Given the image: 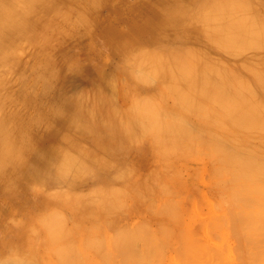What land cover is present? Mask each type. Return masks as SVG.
Here are the masks:
<instances>
[{
  "label": "rangeland",
  "instance_id": "1",
  "mask_svg": "<svg viewBox=\"0 0 264 264\" xmlns=\"http://www.w3.org/2000/svg\"><path fill=\"white\" fill-rule=\"evenodd\" d=\"M159 1L169 7L168 15L177 19L172 32L170 30V34L174 31V36L163 39L156 37L161 32V28H153L151 19L147 18L150 17L147 13L148 9ZM182 1L184 2L178 4L175 0H0V160L5 159L4 163L0 161V264L7 263L9 260L8 263H11L17 259L22 260V264H264L263 186L260 185L257 177L254 179L252 177V180L251 177L247 178V180L250 179L251 185H257V189L249 185L250 183L246 184L243 181L244 176L238 177V179H242L241 181L237 179L240 185L230 177V174L232 175L231 164L235 160L231 153L234 147L232 145L235 143L230 144L229 139L230 121L228 122V119L232 109L229 100L226 97L219 100V96L213 92H207L205 89L188 87V84L185 86L188 81L180 79L177 75L178 71L197 73L208 70L207 74L211 73L213 77L215 72H219L221 75L219 79L224 80L225 78L229 87L232 86L230 89L234 93H240L242 96L240 101L243 105L246 104L249 111L257 112L258 116L264 117V96L255 83V78L259 74L264 76V39L263 44L260 42L262 40L258 41L261 44L257 42L261 36L260 30L264 27V0H246L249 2V7L246 9L241 7L235 9V7L226 4L227 9H224L222 5L215 8L211 1L206 2V0ZM184 3L185 5H182ZM234 14L245 15V18H240L242 21L237 25L239 29L235 28L229 20L231 15L235 16ZM247 14L254 15L255 19L254 17L248 18ZM193 21L198 24V28L196 24L194 25L197 29H202V33L201 31L200 33H204L205 36L204 34L203 36L194 34L199 30L197 32L195 26H193V31L190 29L189 26H192ZM133 25H139L144 31L136 30ZM187 29L192 31L193 37H197L194 38L195 40ZM218 31H222L219 36ZM181 35L182 38H180ZM183 35H187V37ZM226 35L230 37H226ZM201 36H207V40L206 38L202 39ZM184 38H187L186 40L190 38L189 42L194 40V43L186 44ZM211 38H213L212 41ZM223 38L226 40L224 41ZM230 38L235 39L236 44ZM176 39L180 41H175ZM200 39L201 41L198 43ZM208 40L211 42L217 40V42L214 41L215 44H220L222 41V45L211 44ZM112 41H115L117 45L113 53L108 48V44ZM227 41L233 43L232 46L228 45ZM125 42L126 51H122V45ZM255 44L259 45L256 47ZM166 45L168 50L165 48ZM239 45L245 48L244 51L247 48L250 49L246 53L255 51L257 56L252 53L253 56L255 55L252 56L254 60H247L249 57V59L252 58L251 54H247L248 56L245 55V52L243 54ZM233 46L236 48L235 51L232 49ZM226 47L228 49H224L225 53L228 52L226 50L230 51L231 49L232 53L233 51L239 53L240 56L233 53L239 58L234 59L231 52V55L225 54L222 49ZM238 47L241 51L237 50ZM252 48H254L253 51H251ZM128 50L130 51L127 52ZM166 51H169V55L165 53ZM178 53L179 55H177ZM146 54L149 55V58ZM191 58H194V61ZM209 58L214 61L212 62ZM148 65L153 70L146 72L149 70ZM128 66L130 67L126 68ZM142 66L147 68L144 69ZM226 66L230 67L227 71ZM165 68L177 77L173 79L169 74L171 81L167 77L168 74L164 77ZM139 70H142L140 74ZM257 72L258 75H255ZM136 73L139 76H136ZM149 73L158 78L156 83L154 80L157 78L153 76L155 79L152 78V80ZM251 74L255 78H252ZM227 75L233 78H228ZM133 76H136L137 79ZM161 80L167 82L162 83ZM179 80L186 82L185 85ZM159 82L164 85L161 86ZM139 87L140 90H137ZM187 87L194 92L189 89L187 92ZM154 91H157L158 94L159 91L160 94L164 93L161 97L157 96L158 94H155ZM198 93L204 97L201 98L200 94L198 97ZM90 94L93 95L90 98L93 99L90 101L91 105L97 106L95 108L97 112H94L97 115L105 114L104 116H106V119L104 116H102L104 119L98 116L95 120L100 119L101 124L104 120H106L105 124H114L115 126H110H112L111 129L115 128L114 130L119 132L116 138L107 139L103 143L97 141L95 133L99 129L106 130L110 127L109 124L102 127L93 126V130L85 128V134L76 130L75 123L82 118L81 115L84 112L83 103L86 110L92 108L90 102L88 103ZM84 95L87 98L82 97ZM143 96L145 99H142ZM176 96H182L180 103L174 99ZM97 97L103 99V103L98 101L102 104H96ZM251 97L252 99H250ZM140 98L142 102H139ZM136 106L141 108L139 110L143 109L142 113L145 115L142 114L141 117L142 119L146 117V121L144 119L143 122L140 119L138 108L136 110L139 116H134L135 110L133 113H131L132 109L128 110L130 107L135 109ZM108 108L112 112L111 110L107 111ZM144 108H154L153 113L155 112L156 116L151 112L149 114L147 110L144 112ZM183 108L185 111L182 110ZM114 111L116 113L123 112V116L117 114L119 117L116 119ZM127 114L130 115L127 116ZM157 114H160V117L165 114L167 117H161L156 121L159 117ZM209 115L214 116L209 117ZM129 117H133V123ZM126 118L129 122L125 121ZM165 118L167 119L165 120ZM216 119L219 120L220 125L216 124ZM147 121L149 122L147 123ZM119 124L126 132L130 127V133L124 136L128 143H126L127 140L122 139L123 133L120 131L123 129L118 126ZM223 126H227L228 130ZM116 127H119L120 130ZM152 128L157 132L156 130L151 131ZM172 128L175 132L172 131ZM88 130L92 133L91 136ZM163 130L165 131L163 132ZM262 130H253L256 135L255 137L253 134L252 139L256 138L253 141L248 136L244 137L245 134L240 136L236 143L237 146L242 147L239 149L264 155V132H261ZM87 132L89 137L86 136ZM211 132L213 134L216 132L214 135L220 137L215 136V138ZM256 132L258 133L256 134ZM210 136L212 140H210ZM243 137L244 139H242ZM219 138H222V141ZM118 140L123 142L122 145ZM88 141L90 148L86 144ZM90 141L91 144L98 142L99 145L93 146ZM129 143L130 146L127 145ZM216 143L222 144L218 147ZM55 144L70 154L75 156L79 154L77 155L80 157L79 160H85V165L88 164L85 166L86 169L93 170L89 173L92 175H85L84 181L73 186L70 184L71 180L79 178H74L71 171L61 174L60 178H64H58L60 181L57 180L61 184L58 182L57 185L49 182L40 183L37 181L40 173L38 165L30 163L29 166H23L22 163H19L20 158H25L24 161H26L28 157L34 156L38 157L39 165L43 164V154ZM117 145L120 146V149L117 148ZM213 146L218 147L217 150L220 149L217 153L221 150L225 151V156L223 152V155H220L221 153L217 155L214 150L216 147L213 148ZM98 147L108 149L102 153L108 154L112 158V162L116 161V165L119 167L115 165L114 167H118L115 171L114 168L109 170L112 168V164H110V168L107 167L111 158L108 159L106 155L101 156L102 149L98 150ZM257 147L263 149H257ZM84 148L89 152L93 150L91 155ZM118 149L119 151L116 152ZM82 150L91 159L87 158V155L85 157ZM97 150L101 157L104 156L103 158H99ZM226 152H228V156ZM87 159L91 160L93 164H90V161L88 163ZM98 159L100 160L98 161ZM7 162L14 166L7 165ZM56 163L57 160L51 165L52 169ZM101 165L103 168H108L107 170L113 176L114 173L119 172L121 177L113 179L109 182L110 184L105 183L99 186L97 184L99 179L95 176V171L101 170L99 168ZM66 173L69 174V177ZM17 174L24 176L22 185L20 178L19 181L16 179ZM15 175L16 177H14ZM66 177L68 178L65 179ZM63 179L66 181L63 182ZM62 182L63 184L67 183L66 187L61 186ZM108 184L109 186H106ZM69 188H73L74 192ZM105 189L107 190L104 192ZM108 189L117 190L119 193L117 195L116 191L111 190L115 195L111 196V193L109 196L106 193ZM75 191L77 196L79 194L84 196H78L79 201L81 200L78 202L80 206H77V199L72 198L75 197ZM251 191H256V193ZM243 194L245 195L243 196ZM253 195L258 199L252 197ZM113 198L116 202L118 200L117 203L115 202L118 205H113L115 209L111 207L114 202ZM109 201H112L111 205H109ZM81 206L86 209L81 211ZM108 206L111 208L108 209ZM105 207L108 209H105L106 213L104 212ZM100 210L102 213H99ZM78 211H81V214ZM52 219H58V222L61 220L59 222L61 226L56 225L57 221L53 223ZM79 224L83 230L79 228ZM77 226L79 230L81 229V233L78 232ZM67 231L72 235H67ZM58 232L59 238L55 241ZM75 232L78 235L81 234L75 235L77 237L75 239L78 242L79 239L85 240V244L80 241L79 245L75 239H72ZM62 236L66 238L64 239ZM68 237L70 240L72 239L69 240L70 243L75 240L74 242L78 244H76L78 250L75 247L74 249L77 251L73 249L74 254L79 255L77 260L73 252L71 255L68 254L70 253L68 247L75 245L69 244ZM61 239H63L62 242ZM52 241L57 245H62L63 250L68 251L64 253L70 256V258L68 257L69 261L67 257L66 261L61 257L59 258L61 261L57 259V256L55 257L60 251L56 250L58 253L55 251L58 247L54 248ZM63 244H66L65 249ZM53 248L56 254L52 252ZM60 254L62 255V253ZM39 256L41 259L38 258ZM19 260L17 263H21Z\"/></svg>",
  "mask_w": 264,
  "mask_h": 264
},
{
  "label": "bare ground",
  "instance_id": "2",
  "mask_svg": "<svg viewBox=\"0 0 264 264\" xmlns=\"http://www.w3.org/2000/svg\"><path fill=\"white\" fill-rule=\"evenodd\" d=\"M155 1H157V0H155ZM163 1H165V0H163ZM167 1V0H166ZM176 2H178V4H180V3H182V2H184V1H182V0H175ZM207 1H211L212 3H213V6L215 7V8H218L217 6H219V5H222V6H224L223 8L225 9H227L228 7H226V5L227 6H230V7H235V9L237 8H242V9H246V8H248L249 7V2H246V0H206V2ZM252 1V0H251ZM256 1V0H255ZM205 2V3H206ZM167 3V2H166ZM254 3V2H253ZM258 3V2H257ZM264 3V2H263ZM203 4V3H202ZM202 4H199V5H202ZM211 4V3H210ZM226 4V5H225ZM260 4V3H259ZM182 5H185V3L184 4H182ZM250 5H252L251 3H250ZM155 6V8H153ZM179 6H181V5H179ZM253 6V5H252ZM182 7V6H181ZM256 7V6H255ZM259 7H260V5H259ZM262 7V6H261ZM153 8V9H152ZM169 9V7L166 5V4H164V3H162V2H158L157 4H155V5H153L151 8H149L148 9V15H150V17L148 16L147 18L148 19H151V21H152V27L153 28H155V29H157L158 27H160L161 28V32L158 34V36H156L157 38H161V39H163V38H168V37H170V36H174V31H173V33L172 34H170V30H171V32H172V28L174 27V25H176L175 24V22L177 21V19H175V18H173L172 16L170 17L168 14L169 13H167V10ZM214 9V8H213ZM257 9V8H256ZM262 10H263V8H261ZM261 10V11H262ZM250 12V11H249ZM264 12V11H263ZM182 14H183V12H182ZM255 14V13H254ZM147 15V14H146ZM227 15V14H226ZM235 15V14H234ZM215 17V16H214ZM247 17L248 18H252V17H254V19H255V16L253 15H250V14H247ZM240 18H245V15L243 14V15H239V14H237V15H235V16H232L231 15V17L229 18V20L231 21V23L233 24V26H235V28L237 27L238 28V24H240V22L242 21ZM182 19V18H181ZM203 19V18H202ZM212 20V19H211ZM215 21V20H214ZM194 24H196V23H194V21H193V23H192V26H189V27H191L190 29L192 30V29H194V27L193 26H195ZM206 24V23H205ZM179 25V24H178ZM181 25V24H180ZM197 25V28H198V24H196ZM245 25V24H244ZM256 25V24H255ZM258 25V24H257ZM134 26V25H133ZM186 26V25H185ZM184 26V27H185ZM187 26V27H188ZM208 26H209V24H208ZM135 27V29L136 30H140V31H144L143 29H142V27H140L139 25H137V26H134ZM188 27V28H189ZM200 27V26H199ZM223 27V26H222ZM253 27V26H252ZM196 28V26H195V30L198 32V30L199 29H197ZM211 28V27H210ZM257 28V27H256ZM186 29V28H185ZM205 29H207V28H205ZM222 29V28H221ZM239 29V28H238ZM260 29V28H259ZM184 30V29H183ZM189 32H190V30L189 29H187ZM202 29H200L199 30V32L198 33H195L194 32V34H197V36L199 35V34H201L202 33V31H201ZM207 30H209L210 32H214V31H211L210 29H207ZM213 30V29H212ZM254 30V29H253ZM110 31V30H109ZM193 31V30H192ZM192 31L190 32V36H194L193 35V33H192ZM200 31H201V33H200ZM216 31V30H215ZM257 31H259L258 29H257ZM219 33H217L218 34V36L219 35H221L222 33V31L220 32V31H218ZM183 33V32H182ZM221 33V34H220ZM225 33V32H224ZM116 34V33H115ZM186 34V33H185ZM192 34V35H191ZM204 34V33H203ZM203 34H201L202 36H203ZM216 34V35H217ZM240 34V33H239ZM119 35L121 36V34L119 33ZM188 35V34H187ZM187 35L185 36V35H183V36H185V37H187ZM206 35H208V33H206ZM246 35V34H245ZM260 38H258V40H257V42L258 41H260V40H262V41H260L261 43L263 42V39H264V27H263V29H261L260 30ZM115 36V35H114ZM127 36V35H126ZM189 36V35H188ZM201 36V37H202ZM204 36H205V34H204ZM209 36V35H208ZM243 36V35H242ZM210 37V36H209ZM226 37H230V36H227L226 35ZM235 37V36H234ZM244 37V36H243ZM180 38H182V35H181V37ZM179 38V39H180ZM194 38H197V37H193V39ZM204 38H206V40H207V36L206 37H202V39H204ZM218 38V37H217ZM256 38V37H255ZM110 39V38H109ZM171 39V38H170ZM169 39V40H170ZM173 39V38H172ZM179 39H176L175 41H180ZM185 39V41H186V44L191 40L190 38H188V40H186L187 38H184ZM184 39H182V41L184 42ZM212 39L213 38H211V41H212ZM224 39V41L226 40L225 38H223ZM230 39H233V38H230ZM244 39V38H243ZM257 39V38H256ZM195 40V39H194ZM193 40V41H194ZM221 40V39H220ZM235 42V44H236V40L235 39H233ZM232 40V41H233ZM254 40V39H253ZM181 41V42H182ZM192 41V42H193ZM200 41H201V39L198 41V43H200ZM209 42H211L210 40H208ZM214 41L215 40H213V42H211V44H214V45H220L221 43H222V41H221V43L219 44H215L214 43ZM223 41V42H224ZM243 41V40H242ZM192 42H189V43H192ZM215 42H217V40L215 41ZM228 43H229V41H227ZM260 42H258L259 44H261ZM188 43V44H189ZM194 43V42H193ZM197 43V42H196ZM225 43V42H224ZM245 43V42H244ZM253 43V42H252ZM251 43V45L252 46H254L253 44ZM176 44V43H175ZM185 44V45H186ZM226 44V43H225ZM231 44H233V43H229L228 45H231ZM246 44V43H245ZM259 44H257V46L259 45ZM263 44V43H262ZM123 45H125V46H123ZM122 45V51H126V42L124 43ZM195 45V44H194ZM222 45V44H221ZM244 45V44H243ZM251 45H248V47H251ZM172 46V45H171ZM174 46V45H173ZM172 46V47H173ZM177 46H179V45H177ZM187 46V45H186ZM225 45L223 44V47H224ZM232 46V45H231ZM255 46H256V44H255ZM256 46V47H257ZM261 46V45H260ZM259 46V47H260ZM116 47H117V45H116V42L114 41H112L110 44H108V48L111 50V53H113V52H115V50L114 49H116ZM167 47V45L165 46V48ZM182 48H183V46H181ZM204 47V46H203ZM222 47V46H221ZM229 47V46H228ZM239 47H241L242 49L241 50H243V49H245V48H243L242 47V45H239ZM239 47L237 48V50L238 51H241L240 49H239ZM264 47V46H263ZM164 48V49H165ZM128 49V48H127ZM131 49V48H130ZM167 50H168V48H166ZM195 49V48H194ZM224 49H228L227 47L226 48H223L222 50L224 51V53H225V50ZM230 49V48H229ZM234 51L236 50V48H234V46H233V48H232ZM249 48H247V50H243V51H241L242 53L243 52H247V51H249L248 50ZM256 49H258V48H256ZM133 50V49H132ZM131 50V51H132ZM163 50V49H162ZM170 50V49H169ZM175 50V49H174ZM176 50H178V49H176ZM186 50V49H185ZM221 50V49H220ZM254 50V48H252V50L251 51H253ZM130 50H128L127 52H129ZM181 51V50H180ZM226 51H228V52H226L225 54H227V55H231V49H230V51L229 50H226ZM233 51V53L234 54H238L239 55V53L238 52H234ZM127 52H125V53H127ZM182 52H185V51H182ZM208 52H209V50H208ZM231 52V53H230ZM165 53H169V51H166ZM200 53V52H199ZM209 53H211V52H209ZM232 53V54H233ZM250 53V52H249ZM249 53H246L245 55H247V54H249ZM253 54H256L255 53V51L254 52H252ZM252 53H250L251 54V57L253 56L252 55ZM173 54V53H172ZM184 54H187V53H184ZM183 54V55H184ZM206 54V53H205ZM233 54V56H234V59L235 58H239V56H235ZM244 54V53H243ZM147 56H148V58H149V55L148 54H146ZM169 55V54H168ZM177 55H179V53L177 54ZM146 56V57H147ZM182 56V55H181ZM205 56V55H204ZM210 56V55H209ZM248 56V55H247ZM255 56V55H254ZM253 56V57H254ZM256 56H257V54H256ZM152 57L154 58V56L152 55ZM253 57L251 58V59H247V60H254L253 59ZM263 57V56H262ZM170 58V57H169ZM184 58V57H183ZM212 58H213V53H212ZM217 58L219 59V57L217 56ZM178 59V58H177ZM192 59V58H191ZM194 59V58H193ZM192 59V60H193ZM137 60V59H136ZM151 60V59H150ZM153 60V59H152ZM155 60H156V58H155ZM168 60V59H167ZM169 60H171V59H169ZM208 60V59H207ZM209 60H211L210 58H209ZM220 60V59H219ZM247 60H245V61H247ZM160 61V60H159ZM194 61V60H193ZM196 61V60H195ZM212 61V60H211ZM214 61V60H213ZM212 61V62H213ZM248 61V62H249ZM153 62H155L156 64L158 63V62H156V61H153ZM172 62V61H171ZM183 62V61H182ZM247 62V63H248ZM166 64H167V62H165ZM210 63V62H209ZM223 63V62H222ZM173 64V63H172ZM208 64V63H207ZM221 64V63H220ZM239 64V63H238ZM161 65V64H160ZM165 65V64H164ZM205 65V64H204ZM204 65H202V66H204ZM225 65V64H224ZM162 66V65H161ZM165 66H167V65H165ZM164 66V67H165ZM173 66V65H172ZM201 66V67H202ZM247 66V65H246ZM249 66H250V64H249ZM130 66H128V67H126V68H129ZM142 67H144V66H142ZM156 67V66H155ZM237 67V66H236ZM264 67V66H263ZM145 68H147V67H144V69ZM222 68V67H221ZM226 71L228 70V68H230V67H227L226 66ZM131 69H134V68H131ZM143 69V70H144ZM148 69L149 70H146V72L147 71H150L152 68H150L149 67V65H148ZM166 69V68H165ZM174 70H175V68H173ZM127 70V69H126ZM153 70V69H152ZM156 70V69H155ZM160 70V69H159ZM163 70V69H162ZM263 70V69H262ZM158 71V70H157ZM169 71L170 70H167L166 69V73H164V77H165V75L166 74H168L167 75V77H169V74H170V77H172L173 79L175 78V77H177L174 73L173 74H171V73H169ZM223 71H225V69H223ZM231 71V70H230ZM129 72V71H128ZM142 72V70L140 71L139 70V74ZM145 72V71H144ZM145 72V73H146ZM177 72V71H176ZM229 72V71H228ZM261 72V71H260ZM154 74H157V75H159L158 73H155V72H153ZM177 73H179V74H177L178 75V77L180 78V79H182V80H185V81H188V83H186V85H185V83L184 82H182L181 80H179V81H181L185 86H188V87H195V88H197V89H200V90H202V89H205V91L207 90V92H213L215 95H217V96H219L218 97V99L219 100H223V99H225V97L229 100V103H230V106H231V111L229 112V114H230V117H229V119H228V122L230 121V123H229V134H230V138L229 137H227V138H229L230 139V144H232V143H235V145H232V146H234L233 148H232V150H233V152H231L232 154H233V156L235 157L234 159V162H233V164H231V168H230V170H232V175L230 174V177H231V179L233 180H236V184L238 183V185H240L239 184V182H237L238 180L239 181H241L242 179H238V177L241 175V176H244V178H243V181H245V183L247 184V183H250L249 185H251L252 183L250 182V179H248L247 180V178L248 177H251V180H252V177H253V179L254 178H258V182L259 183H261L260 185H262L263 187H262V189H263V191H264V155H260V154H258V153H256V152H254V151H247V150H245V151H242V150H240L239 148H242L241 146L239 147V146H237V141H238V139H239V137L240 136H242V135H244V137L245 136H248V137H250V139H252L253 138V134L255 135V133H253V130H256V131H259L260 129H263L261 132H264V117H262V115H260V116H258L257 115V112L255 113V112H251V111H249L248 110V108H246V104L245 105H243V103L240 101V100H242V96L240 95V93H234V91H232L231 89H230V87H232V86H230L229 87V83L225 80V78H224V80H220L219 78L221 77V75H220V73L219 72H215V74H213V77L211 76V73L210 74H207V73H209L208 72V70H207V72L206 71H200V72H197V73H194V72H190V71H182V72H177ZM213 73V72H212ZM223 73V72H222ZM129 74H130V72H129ZM139 74H135L136 76H139ZM147 74V73H146ZM150 75H151V73H149ZM154 74H153V76H154ZM131 76H132V74H130ZM134 75V74H133ZM149 75V77H151V79L152 78H154L152 75L150 76ZM162 75V74H161ZM228 75L230 76V74L228 73ZM227 75V76H228ZM252 75V74H251ZM255 75H258V72H257V74H255ZM136 76H133V78H135V79H137V77ZM141 76V75H140ZM228 76V78H231V77H229ZM103 77V76H102ZM166 77V78H167ZM170 77L168 78L169 80H170ZM104 78V77H103ZM145 78V77H144ZM148 78V77H147ZM155 78H157V77H155ZM154 78V79H155ZM163 78V77H162ZM233 78V77H232ZM252 78H255L254 77V75H252ZM102 79V78H101ZM138 79H141L140 77H138ZM149 79V81H151V79L150 78H148ZM172 79V80H173ZM250 79V78H249ZM153 80V79H152ZM163 80V79H162ZM161 80V82L162 83H164V82H167L166 80L165 81H162ZM178 80V79H177ZM176 80V81H177ZM231 80V79H230ZM251 80H253L254 81V79H251ZM255 83H257V86H258V88H259V90H261L260 92H261V94L264 96V76H263V74H259L256 78H255ZM155 81V83H156V81H158V78L156 79V80H154ZM171 81V80H170ZM175 81V80H174ZM175 81V82H176ZM233 81V80H232ZM153 82V81H152ZM161 82H159V84L162 86V85H164V84H162ZM145 83V82H144ZM244 83V82H243ZM254 82H253V84H255ZM149 84V83H148ZM151 84V83H150ZM149 84V85H150ZM158 84V85H159ZM188 84V85H187ZM235 84V83H234ZM252 84V83H251ZM138 85V84H137ZM154 85V84H153ZM157 85V86H158ZM174 86V85H173ZM238 86V85H237ZM245 86V85H244ZM254 86V85H253ZM256 86V87H257ZM155 87H156V85H155ZM160 87V86H159ZM187 87V90L189 89H191V88H188ZM239 87V86H238ZM246 87V86H245ZM138 88V87H137ZM164 88H166L165 86H164ZM164 88H163V90H164ZM184 88V87H183ZM247 88V87H246ZM160 89V88H159ZM158 89V90H159ZM167 89V88H166ZM165 89V90H166ZM171 89V88H170ZM131 90V89H130ZM137 90H140V87H139V89H137ZM151 90V89H150ZM161 90V89H160ZM172 90V89H171ZM189 90L187 91V92H189ZM251 90H254L253 88H251ZM258 90V89H257ZM256 90V91H257ZM132 91V90H131ZM166 91H169V90H166ZM173 92H174V90H172ZM191 91V90H190ZM244 91V90H243ZM91 92H92V90H91ZM94 92H96V91H94ZM146 92V91H145ZM153 92V91H152ZM155 92V91H154ZM169 92H171V91H169ZM191 92H194V91H191ZM191 92H190V94H191ZM198 92V91H197ZM89 93V92H88ZM93 93V92H92ZM164 93V92H163ZM162 93V94H163ZM99 94V93H98ZM155 94H158V92L156 91L155 92ZM162 94H160V91H159V94L157 95V96H161L162 97ZM166 94V93H165ZM164 94V95H165ZM168 94V93H167ZM199 94L200 93H198V97H199ZM246 94H248V92H246ZM257 94V93H256ZM169 95V94H168ZM175 95H177V93H175ZM175 95H173V96H175ZM248 95H250V94H248ZM93 96V95H92ZM91 94H90V96H89V99H88V103L91 101V100H93V99H90L91 97ZM97 95L95 94V97H96ZM98 96H101V95H98ZM106 96H108V95H106ZM120 96H122L121 94H120ZM125 96V95H124ZM142 96V95H141ZM200 96H201V98H203L204 96L203 95H201L200 94ZM203 96V97H202ZM244 96V95H243ZM82 97H86V95H84V96H82ZM95 97H94V99H95ZM146 97V96H145ZM164 97V96H163ZM168 97V96H167ZM176 97H178V96H176ZM176 97H174V99L176 100V101H178L179 103H180V98L182 97H178V99H176ZM194 97V96H193ZM216 97V96H215ZM245 97V96H244ZM81 98V97H80ZM87 98V97H86ZM101 97H97V103L96 104H102L103 102H102V98L100 99ZM105 98V97H104ZM144 98V96L142 97V99ZM148 98V97H147ZM151 98V97H150ZM166 98V97H165ZM263 98V97H262ZM100 99V100H99ZM145 99V98H144ZM167 99V98H166ZM170 99V98H169ZM205 99H207V98H205ZM250 99H252V97L250 98ZM86 99H84V101H85ZM105 100H107V99H105ZM113 100H114V98H113ZM139 100V99H138ZM181 100H183V99H181ZM80 101H82L81 99H80ZM87 101V100H86ZM98 101L100 102H102V103H98ZM126 101V100H125ZM141 101V98H140V100H139V102ZM203 101V100H202ZM252 101V100H251ZM255 101V100H254ZM94 102V101H93ZM105 102V101H104ZM142 102V101H141ZM144 102V101H143ZM156 102V101H155ZM182 102V101H181ZM193 102V101H192ZM211 102V101H210ZM213 102V101H212ZM211 102V103H212ZM257 102V101H256ZM83 103V102H82ZM95 103V102H94ZM111 103H113V102H111ZM175 103H177V102H175ZM95 104V105H96ZM106 105H107V102L105 103ZM104 104V105H105ZM136 104V103H135ZM139 104V103H138ZM184 104V103H183ZM83 105H84V103H83ZM82 105V107H83V115H81L82 116V118L80 119V120H78V121H76V123H75V128H76V130H79V131H82V133L83 134H85L86 132V129H91V130H93L92 129V127L93 126H95V127H102L103 125H107V124H109V123H106L105 124V122H106V120H104V122H103V124H101V122H99L100 121V119H98V120H95L96 119V117H98V116H100V114L99 115H97V113H95L94 111H96V107H93L92 105H91V102H90V105H91V107L92 108H90V107H88V108H90V109H88V110H86V107H84ZM112 105V104H111ZM110 105V106H111ZM125 105V104H124ZM86 106V105H85ZM99 106V105H98ZM101 106V105H100ZM150 106H151V104H150ZM179 106V105H178ZM188 106V105H187ZM187 106H185V107H187ZM217 106H218V104H217ZM259 106V105H258ZM262 106V105H261ZM113 107V106H112ZM114 107H115V105H114ZM147 107V106H146ZM156 107V109H157V106H155ZM100 108V107H99ZM135 109H133V107L131 108H129L128 110H130L131 111V109H132V111H131V113H133L134 111L133 110H135L136 111V114L134 115V116H139L140 117V119L143 121L144 119V121H146L147 119H146V117H144V119H142V117H141V115L143 114L142 112V110H139V109H141L140 107L138 108L137 106L136 107H134ZM138 108V113H139V111H140V113H139V115H138V113H137V109ZM220 108V107H219ZM98 109V108H97ZM116 110L118 109V108H115ZM145 109V108H144ZM153 109L154 108H152V109H145L144 110V112L147 110V112L149 111V114H150V112L151 113H153ZM156 109H155V111H156ZM187 109H188V107H187ZM186 109V110H187ZM222 111H223V109L222 108H220ZM230 109V108H229ZM86 110V111H85ZM100 110V109H99ZM104 110H107V109H104ZM111 110V109H110ZM109 110V108H108V110L107 111H110ZM124 110H126V109H124ZM123 110V111H124ZM163 110V109H162ZM182 110H184L185 111V109L183 108ZM262 110V109H261ZM1 112V111H0ZM97 112V111H96ZM101 112H102V110H101ZM111 112H112V110H111ZM115 112V115H114V113H113V115L116 117V119L121 115V116H123V112L122 113H120V112H117L116 113V111H114ZM126 113H129V112H127V111H125ZM158 112V111H157ZM167 112V111H166ZM211 112V111H210ZM213 113H214V110L212 111ZM211 112V113H212ZM225 112V111H224ZM98 113H100V112H98ZM104 113V112H103ZM109 113V112H108ZM162 113H165V112H163L162 111ZM171 113V112H170ZM215 113H217V112H215ZM226 113V112H225ZM119 116H118V115ZM147 114V113H146ZM155 116H156V114H155V112L153 113ZM152 114V115H153ZM192 114V113H191ZM105 114H101V116L100 117H102V116H104ZM128 115H130V114H127V116ZM143 115H145V113L143 114ZM159 117H158V119L156 120V121H158L159 120V118H161V117H167V116H165V114L162 116L161 115V117H160V114H157ZM109 117L110 116H112V115H108ZM132 116V115H131ZM130 116V117H131ZM170 116V115H169ZM211 116H214V115H211ZM210 115H209V117H211ZM105 117V119H106V116H104ZM108 117V118H109ZM129 117V118H130ZM149 117V116H148ZM152 117V116H151ZM215 117H216V115H215ZM224 117H225V115H224ZM103 118V117H102ZM101 118V119H102ZM125 118V117H124ZM128 118V117H127ZM125 119V121L127 120V122H129L128 121V119ZM133 118V117H132ZM132 118H130L131 120H132ZM150 118V117H149ZM148 118V119H149ZM153 118V117H152ZM104 119V118H103ZM120 119V118H119ZM140 119H137V120H140ZM155 119H156V117H155ZM167 118H165V120H166ZM170 119V118H169ZM226 119V118H225ZM115 120V119H114ZM152 120H154V119H152ZM175 120V119H174ZM217 120V123L216 124H218V125H220V123H218L219 122V120L218 119H216ZM102 121V120H101ZM115 121H117V120H115ZM135 121V120H134ZM143 121V122H144ZM150 121V120H149ZM149 121H147V123L149 122ZM155 121V122H156ZM163 121V120H162ZM169 121V120H168ZM110 122H111V120H110ZM165 122V121H164ZM188 122H190V121H188ZM216 122V121H215ZM227 122V123H228ZM117 123V122H116ZM115 123V124H116ZM131 123V122H130ZM132 123H133V120H132ZM132 123H131V125H132ZM138 123V122H137ZM136 123V124H137ZM157 123H160V122H157ZM162 123V122H161ZM179 123V122H178ZM177 123V124H178ZM85 124H86V126H85ZM118 124V123H117ZM125 124V123H124ZM123 124V125H124ZM127 124V123H126ZM135 124V125H136ZM146 124V123H145ZM171 124V123H170ZM180 124V123H179ZM194 124V123H193ZM110 125H114V124H109L108 126H110ZM122 125V124H121ZM148 125V124H147ZM176 125V124H175ZM222 125V124H221ZM115 126V125H114ZM113 126V127H114ZM121 129H123V127L122 126H120V124L118 125ZM133 127H134V125H132ZM166 126V125H165ZM193 126V125H192ZM111 127L112 126H110L109 128H107L106 130H103V129H99V131L98 132H96L95 134H96V139H97V141H99V142H101V143H103V141H105V140H110V139H113V138H116V135L118 134L119 135V132L117 133V130H114L115 128H112L111 129ZM119 127H116L117 129L119 128ZM125 127V126H124ZM160 127V126H159ZM172 127V126H171ZM223 127H226L227 128V130H228V127L227 126H223ZM86 128V129H85ZM104 128H105V126H104ZM120 128H119V130H120ZM128 128V127H127ZM142 128V127H141ZM156 128V127H155ZM257 128V129H256ZM258 128H259V130H258ZM157 129V128H156ZM155 129V130H156ZM203 129V128H202ZM129 130H130V127H129ZM129 130H128V132H126L125 131V129H123V130H121L120 132H122L123 134V137H122V139H124L125 141L127 140V138H125L124 136H126L128 133H130L129 132ZM145 130V129H144ZM154 129L152 128V130L151 131H153ZM154 130V131H155ZM162 130V129H161ZM89 131V130H88ZM123 131H125V132H123ZM131 131H133L134 132V130H132L131 129ZM153 131V132H154ZM165 130H163V132H164ZM172 131H173V128H172ZM200 131V130H199ZM206 131V130H205ZM2 132V131H1ZM156 132H157V130H156ZM173 132H175V131H173ZM81 133V132H80ZM89 133H90V136L92 135V133L89 131ZM132 133V132H131ZM145 133H146V130H145ZM199 133V132H198ZM200 133H202V132H200ZM212 133V132H211ZM210 133V134H211ZM258 132H256V134H257ZM83 134H81V135H83ZM133 135H134V133H132ZM137 134V133H136ZM170 134H172V133H170ZM203 134V133H202ZM213 134V133H212ZM214 134H216V132L214 133ZM213 134V135H214ZM224 134V133H223ZM89 134H88V132H87V135L86 136H88ZM156 135V134H155ZM154 135V136H155ZM201 135V134H200ZM212 135V136H213ZM225 135V134H224ZM228 135V134H227ZM226 135V136H227ZM84 136V135H83ZM120 136H118V137H120ZM135 136V135H134ZM147 136V135H146ZM163 136V135H162ZM173 136H174V134H173ZM220 137V136H217V135H214V137ZM259 136V135H258ZM76 137V136H75ZM89 137V136H88ZM152 137V136H151ZM184 137V136H183ZM201 137H202V135H201ZM200 137V138H201ZM215 137V138H216ZM244 137L242 138V139H244ZM247 137V138H248ZM255 137H256V135H255ZM260 137V136H259ZM262 137V136H261ZM134 138V137H133ZM175 138V137H174ZM205 138H206V135L204 136V140H205ZM85 139V138H84ZM119 139H121V138H119ZM121 139V140H122ZM153 139V138H152ZM220 139V138H219ZM222 139V138H221ZM220 139V140H221ZM246 139V138H245ZM255 140H256V138H254ZM254 139H252V141L254 140ZM88 140V139H87ZM121 140H118V141H120L121 142ZM135 140V139H134ZM206 140H208V139H206ZM210 140H212L211 139V136H210ZM215 140V139H214ZM225 140V139H224ZM241 140V139H240ZM249 140V139H248ZM259 140V139H258ZM261 140V139H260ZM82 141V140H81ZM123 141V140H122ZM125 141H123V142H125ZM222 141V140H221ZM75 142V141H74ZM85 142V141H84ZM123 142H121V145H122V143ZM204 142V141H203ZM229 142V141H228ZM250 142V141H249ZM254 142H256V141H254ZM80 143V142H79ZM88 143H89V141L86 143L87 145H88ZM126 143H128V140H127V142ZM133 143V142H132ZM199 143V142H198ZM211 143V142H210ZM214 143V142H213ZM242 143V142H241ZM245 143H248L247 141H245ZM260 143V142H259ZM75 144V143H74ZM90 144H91V141H90ZM92 144H93V146L96 144L97 146L99 145V143L97 142H95V144L92 142ZM91 144V145H92ZM196 144V143H195ZM212 144V143H211ZM210 144V145H211ZM217 144V143H216ZM222 143H219V145H221ZM238 144H239V142H238ZM249 144V143H248ZM248 144H246V145H248ZM86 145V146H87ZM95 145V146H96ZM101 146H103V144H100ZM126 145V144H125ZM127 145H129L130 146V143L129 144H127ZM127 145H126V148H127ZM218 145V144H217ZM219 145H218V147H219ZM250 145V144H249ZM85 146V147H86ZM89 146V145H88ZM119 145H117V148H119L120 149V146L118 147ZM212 146V145H211ZM223 146V145H222ZM231 145H230V147H232ZM251 146V145H250ZM78 147V146H77ZM91 146H89V148H90ZM103 147H105V146H103ZM101 148V147H98V150H99V148H100V150H101V152L100 153H102V151H104V153H105V150L106 151H108V149H105V148ZM122 147V146H121ZM216 146H213V148H215ZM218 147H216L214 150H216L215 152H216V154L217 155H219L220 153V155H223L222 154V152L224 153L225 151H223V150H221V152H219V153H217L219 150H217V148ZM224 147V146H223ZM227 147V146H226ZM244 147V146H243ZM256 147V146H255ZM74 148V147H73ZM80 148V147H79ZM94 148V147H93ZM93 148H91V149H93ZM123 148H124V146H123ZM123 148H122V150H123ZM229 148V147H228ZM263 149V148H260V147H257V149ZM85 149V148H84ZM104 149V150H103ZM112 149H114V148H112ZM119 149L118 150H116V152L117 151H119ZM86 150V149H85ZM96 149H94V151H95ZM97 150V151H98ZM230 150V149H229ZM229 150H227L228 152H229ZM231 150V151H232ZM82 151H84V150H82ZM87 152H89V150L87 149L86 150ZM92 151L93 150H91V152H89V154L91 155V153H92ZM114 151H115V149H114ZM125 151H127V150H125ZM261 151V150H260ZM78 152V151H77ZM96 152V151H95ZM111 152H112V150H111ZM129 152H130V150H129ZM228 152H226L227 153V156H228ZM72 153V152H71ZM84 153H85V151H84ZM98 153H99V151H98ZM100 153L98 154L99 155V158H103L105 155L102 153L101 154V156L102 155H104L103 157H101L100 156ZM214 153V152H213ZM76 154V153H75ZM83 154V153H82ZM96 154V156H98L97 155V153H95ZM122 154V153H121ZM77 155H79V154H77ZM75 156V155H73V154H70V152H68V151H63L60 147H59V145L58 144H55V145H53L52 147H50V149H48L47 151H46V153H44L43 154V156H42V158H43V164H41V165H39L38 164V162H39V159H38V157H34V156H32V157H28L27 159H26V161H24V159L23 158H20V160H19V163H22L23 164V166H29L30 165V163L31 164H33V165H38V169L40 170V173H39V176L37 177V181H39L40 183L42 182V183H47V182H49V183H51V184H56L57 182H58V184H61L59 181V179L58 178H60L61 177V174L62 173H65V172H72V174H74V178H76V177H78L79 179H77L76 178V180H71V186H73V185H76L77 183H79V182H82V181H84L85 180V175H92V174H89V173H91L92 171H91V169H86V167L85 166H88V164L87 165H85V162L84 161H82V159H80L79 160V156ZM86 155H87V153H85V157H86ZM93 155V154H92ZM230 155V154H229ZM80 156H81V154H80ZM108 156V159H110L111 157L107 154L106 155V157ZM224 156H225V153H224ZM82 157H83V155H82ZM85 157H83V158H85ZM94 157V156H93ZM92 157V158H93ZM110 157V158H109ZM230 157H232V156H230ZM229 157V158H230ZM87 158H90L91 159V157L90 156H88L87 155ZM96 158H98V157H96ZM217 158V157H216ZM219 158H220V156H219ZM57 160V163H56V165H54V167H53V169H52V167H51V165L55 162ZM93 160V159H92ZM94 160H96V159H94ZM100 159H98V161H99ZM223 160H224V158H223ZM0 161H3V163H4V161H5V159L4 158H2ZM88 161H90V164H93V163H91L92 161L91 160H88L87 159V162ZM107 161V160H106ZM109 161V160H108ZM115 160H113V162H112V158H111V160L109 161V162H112V163H109L108 162V165L109 166H107V164H105L107 167H109L110 168V164H112V168H110L109 170H111V169H113L114 171L116 170V168H118L119 166L118 165H116V161L114 162ZM159 161H160V158H159ZM214 161V160H213ZM217 161H218V159H217ZM220 161H221V159H220ZM228 161V160H227ZM27 162V163H26ZM175 163H176V161H174ZM219 162V161H218ZM228 162H230V161H228ZM89 163V162H88ZM115 163V164H114ZM152 163V162H151ZM172 163V162H171ZM8 164H11L10 162H7V165ZM95 162H94V166H95ZM114 164V165H113ZM120 164V163H119ZM160 164H161V162H160ZM12 165V164H11ZM118 166V167H114V166ZM226 165V164H225ZM224 165V166H225ZM230 165V164H229ZM14 165H12V167H13ZM97 166H99V165H97ZM96 166V167H97ZM104 166V165H103ZM153 166V165H152ZM164 166V165H163ZM11 168V167H10ZM92 168V167H91ZM101 170H96L95 171V176H97L98 177V179H99V183H97L99 186L100 185H103V184H105V183H109L110 181H112L113 179H116V178H120L121 176V174L119 173V172H116V174L114 173V176H113V174H110V171L109 170H107L108 168H106V167H102V165L99 167ZM152 168V167H151ZM212 168V167H211ZM118 170V169H117ZM120 171V170H119ZM228 171H229V168H228ZM113 172V171H112ZM111 172V173H112ZM154 172V171H153ZM14 173V172H13ZM128 173V172H127ZM229 173H230V171H229ZM12 174V173H11ZM67 174V176L69 175L68 173H66ZM168 174V173H167ZM18 175V177L16 178L17 179V181H19V178H20V183H21V185H22V181L24 180L23 178H24V176H22L21 174H17ZM64 175V174H63ZM123 175V174H122ZM72 176V175H71ZM94 176V175H93ZM232 176H233V178H232ZM240 176V177H241ZM255 176V177H254ZM14 177H16V175L14 176ZM69 177V176H68ZM68 177H66L65 179H67ZM92 177V176H91ZM62 178H64V177H62ZM62 178H60V179H62ZM65 179H63L62 181L64 182V180ZM149 179V178H148ZM238 179V180H237ZM57 180H59V181H57ZM233 180V181H234ZM66 181V180H65ZM253 181H255V180H253ZM63 182H62V187L64 186V187H66V185H67V183L65 182L64 184H63ZM151 182V181H150ZM240 183H242V182H240ZM244 183V184H245ZM110 184V183H109ZM109 184L108 185H106V186H109ZM256 184V183H255ZM258 184V183H257ZM57 185V184H56ZM249 185H247V186H249ZM259 185V186H260ZM59 186V185H58ZM57 186V187H58ZM69 186V185H68ZM246 186V185H245ZM251 186H253V185H251ZM257 185H254L253 187H256ZM60 187V186H59ZM70 187V186H69ZM241 187V186H240ZM103 189H104V186L102 187ZM101 188V189H102ZM107 188V187H106ZM69 189H71V188H69ZM73 189V188H72ZM71 189V191H73ZM99 189V191H100V188H98ZM103 189L101 190V191H103ZM109 189H110V187H109ZM108 189V192H106V193H108L109 194V196H110V194L112 193V191H114V189L111 191V190H109ZM238 189H239V187H238ZM243 189H245L244 187H243ZM247 190H249L248 188H246ZM251 189H253V188H251ZM256 189H257V187H256ZM60 190V189H59ZM58 190V191H59ZM107 189H105L104 190V192L106 191ZM241 190V189H240ZM261 190V189H260ZM259 190V191H260ZM41 191V190H40ZM67 191V190H66ZM109 191H111V192H109ZM116 191V192H115ZM114 192L115 193H117V190H115ZM242 191V190H241ZM250 191V190H249ZM64 192H65V190H64ZM70 192V191H69ZM74 192V191H73ZM76 192V191H75ZM104 192H102V194L104 193ZM237 192H240V191H237ZM251 192H253V193H256V191H251ZM261 192V194H262V190L260 191ZM106 193H104V195L106 194ZM118 193H119V191H118ZM118 193H117V195H118ZM245 193H247V192H245ZM257 193H259L258 191H257ZM77 194V192L75 193V197H72V198H76L77 199V206H80V203H79V205H78V202H81V200L79 201V199H78V196L80 197V195H82V194H79L78 196L76 195ZM150 194V193H149ZM241 194V193H240ZM248 194H250V193H248ZM56 195V194H55ZM63 195H65V194H63ZM69 196H70V193L68 194ZM73 195V194H72ZM103 195V196H104ZM112 195H115V194H111V196ZM159 195V194H158ZM238 195H239V193H238ZM245 194H243V196H244ZM54 196V195H53ZM83 196V195H82ZM106 196H107V194H106ZM257 196V195H256ZM58 197V196H57ZM56 197V198H57ZM60 197V196H59ZM84 197V196H83ZM105 197V196H104ZM104 197H103V200H104ZM252 197H254V195L252 196ZM68 198V197H67ZM70 199H72L71 197H69ZM112 198V197H111ZM246 198V197H245ZM254 198H256V199H258L257 197H254ZM261 198V197H260ZM101 199V198H100ZM114 199V198H113ZM113 199H111V200H113ZM116 199H117V197H116ZM135 199V198H134ZM251 199V198H250ZM263 199V198H262ZM261 199V200H262ZM62 200H64V199H62ZM74 200V199H73ZM73 200H71V201H73ZM95 200V199H94ZM93 200V201H94ZM108 200H109V198H108ZM65 201L67 202V200L65 199ZM107 201V200H106ZM99 202H101L100 200H99ZM110 202H112V201H109L108 203H109V205H111L110 204ZM116 202V200L114 199V202H112V205H111V207H113L114 209H115V207L113 206V205H115L117 202H118V200H117V202ZM74 203H76V201H74ZM73 203V204H74ZM98 203V202H97ZM102 203H103V201H102ZM108 203H107V205H108ZM100 204V203H99ZM257 204V203H256ZM116 205H118V204H116ZM144 205V204H143ZM83 206H84V202H83ZM99 207V209L101 208L100 206H98ZM110 207V208H111ZM117 207V206H116ZM81 208H82V210L81 211H84V209H86V208H83L82 206H81ZM108 209H110L109 208V206L107 207ZM78 209H79V207H78ZM105 209H106V207L104 208V212H105ZM108 209H106V210H108ZM117 209V208H116ZM101 210H102V208H101ZM99 211V213L101 212L102 213V211ZM162 210V209H161ZM80 211V212H81ZM92 211H94V210H92ZM72 212V211H71ZM79 211H78V213L79 214H81ZM85 212H86V210H85ZM85 212H82V213H85ZM109 212V211H108ZM78 213H77V215H78ZM94 213H96L95 211H94ZM106 213V212H105ZM259 214V213H258ZM84 215V214H83ZM50 218V217H49ZM77 218H78V216H77ZM120 219V218H119ZM53 220V219H52ZM58 220V219H57ZM57 220H53L54 222L53 223H55ZM128 220V219H127ZM263 220V219H262ZM61 221V220H60ZM59 221V222H60ZM75 221V220H74ZM250 221V220H249ZM59 222L57 221V224L56 225H58L59 227L61 226V225H59ZM61 224V223H60ZM74 224H75V222H74ZM73 224V225H74ZM76 224H78V223H76ZM257 224V223H256ZM263 225H264V223H263ZM51 226H54V225H52L51 224ZM79 226H80V224H79ZM58 227V228H59ZM57 228V229H58ZM77 228H78V226H77ZM79 228H81V226L79 227ZM79 228H78V232L79 233H81V229L79 230ZM260 228V227H259ZM54 229V228H53ZM262 229V228H261ZM63 230H64V228H63ZM72 230V229H71ZM83 230V229H82ZM55 231V230H54ZM56 231H58V230H56ZM62 231V230H61ZM83 233H84V231H83ZM53 234V233H52ZM66 234V233H65ZM59 235V232H58V234H57V236ZM60 235H62L61 234V232H60ZM67 235H72V233L70 234H68V231H67ZM79 236V235H81V234H76V232H75V234H74V238L72 237V239H75V238H77L76 236ZM85 235V234H84ZM55 237V241L57 240V238H59V236L58 237ZM52 237H54V236H52ZM61 237V236H60ZM63 238H64V236H62ZM66 238V237H65ZM64 238V239H65ZM80 238H83V239H85L84 237H80ZM262 238V237H261ZM264 238V237H263ZM71 239V240H72ZM59 240V239H58ZM62 240L63 239H61V242H62ZM69 237H68V242H69ZM70 240V241H71ZM76 241H77V243H79L80 241L83 243V244H85V240H82V239H79L80 241L78 242V240L77 239H75ZM74 240V241H75ZM74 241H72L71 243L72 244H75L74 246L73 245H71V243L69 242V244L71 245V247L69 246L68 248H70V250L67 248V250H69V252L70 253H68L69 255H71V253L73 252V254H74V250L75 249H77L78 250V248H76V244L77 243H75ZM263 241V240H262ZM261 241V242H262ZM58 242V241H57ZM60 242V241H59ZM65 243H67V242H65ZM89 243V242H88ZM191 243V242H190ZM52 244H53V246H54V248H56V247H58V249L56 248L55 249V251L56 250H58V251H60L59 252V254L57 255L56 253H54V248L52 249V252L54 253V254H56L55 255V257L57 256L58 258L57 259H59L60 257H61V259L62 260H64V261H66V257H67V260H68V257L70 258V256H68V254H65L66 252H68V251H66V249H65V247H66V244H63L64 245V249L65 250H63V246L62 245H57L56 243H54V241H52ZM57 246H56V245ZM83 244H81V247H83L82 245ZM19 245V244H18ZM27 245V244H26ZM78 245V244H77ZM79 245H80V243H79ZM62 247V248H59V247ZM119 246V245H118ZM136 246V245H135ZM73 247V248H72ZM74 247H75V249H74ZM77 247H79V246H77ZM201 247V246H200ZM13 248V247H12ZM84 248H85V245H84ZM199 248V247H198ZM204 248V247H203ZM61 249V250H60ZM74 249V250H73ZM4 250V249H3ZM73 250V251H72ZM77 250H75V251H77ZM58 251H56L57 253H58ZM118 251V250H117ZM65 252V253H64ZM60 253H62V255L60 254ZM64 253V254H63ZM33 254V253H32ZM39 255V254H38ZM61 255V256H60ZM220 255V254H219ZM35 256H36V254H35ZM42 256V255H41ZM65 258H64V257ZM74 256H75V259L76 258H78V256L79 255H75L74 254ZM73 256V257H74ZM77 256V257H76ZM144 256V255H143ZM218 257V256H217ZM22 258V257H21ZM39 259H41V257L39 256L38 257ZM214 258V257H213ZM13 259V258H12ZM27 259V258H26ZM43 259V258H42ZM61 259H59L60 261H61ZM14 260H15V258H14ZM17 260H19V259H17ZM17 260H15V261H11V263H2V264H22V260H19L21 263H17L18 261ZM23 260H24V258H23ZM77 260V259H76ZM26 261V260H25ZM69 261V260H68ZM71 261V260H70ZM221 261V260H220ZM219 261V262H220ZM28 263V262H27ZM257 264V263H256Z\"/></svg>",
  "mask_w": 264,
  "mask_h": 264
}]
</instances>
